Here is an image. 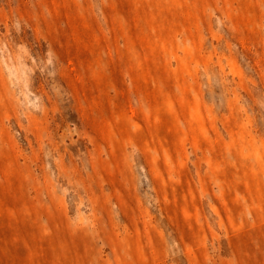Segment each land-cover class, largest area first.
Wrapping results in <instances>:
<instances>
[{
  "label": "rangeland",
  "instance_id": "rangeland-1",
  "mask_svg": "<svg viewBox=\"0 0 264 264\" xmlns=\"http://www.w3.org/2000/svg\"><path fill=\"white\" fill-rule=\"evenodd\" d=\"M0 264H264V0H0Z\"/></svg>",
  "mask_w": 264,
  "mask_h": 264
}]
</instances>
